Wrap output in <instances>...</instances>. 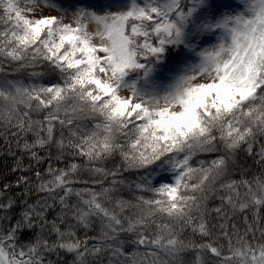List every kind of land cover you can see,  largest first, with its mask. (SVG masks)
Here are the masks:
<instances>
[{"label":"snow or ice","instance_id":"snow-or-ice-1","mask_svg":"<svg viewBox=\"0 0 264 264\" xmlns=\"http://www.w3.org/2000/svg\"><path fill=\"white\" fill-rule=\"evenodd\" d=\"M0 264H264V0H0Z\"/></svg>","mask_w":264,"mask_h":264},{"label":"trees","instance_id":"trees-1","mask_svg":"<svg viewBox=\"0 0 264 264\" xmlns=\"http://www.w3.org/2000/svg\"><path fill=\"white\" fill-rule=\"evenodd\" d=\"M2 163H7V162H2Z\"/></svg>","mask_w":264,"mask_h":264}]
</instances>
